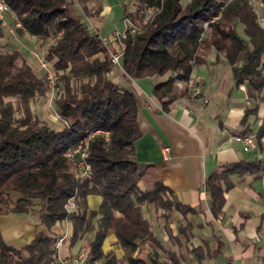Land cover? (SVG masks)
Listing matches in <instances>:
<instances>
[{
  "label": "trees",
  "instance_id": "16d2710c",
  "mask_svg": "<svg viewBox=\"0 0 264 264\" xmlns=\"http://www.w3.org/2000/svg\"><path fill=\"white\" fill-rule=\"evenodd\" d=\"M90 1L5 0L22 23V32L44 47V59L60 87L52 98L60 125L36 117L30 107L37 98H49L45 75H37L25 61L19 63L17 51L0 52V214H37L45 226L22 250L6 246L0 236V264L49 263L56 255L52 227L60 221L71 222L72 242L87 241L83 264H185L184 250L200 261V249L183 247L176 237L164 247L145 217L144 208L151 207L167 227L174 211L184 217L192 209L160 181L147 189L139 186L149 165L135 160L134 143L141 136L138 101L111 79L117 68L86 23L97 15L88 7ZM129 1L135 12L128 15L123 9L121 20L129 17L138 30L127 31L120 41L125 79L167 76L153 86L152 94L168 111L176 100L191 96L186 84L192 72L214 53L229 67L234 87L243 85L256 103L245 109L241 123L256 113L264 91V28L247 1L232 0L222 11L221 0H190L185 6L180 0ZM149 8L153 14L144 20ZM3 36L0 27V39ZM94 131L107 132L108 137L96 134L89 141L86 162L91 174L80 178L64 154ZM262 134L264 126L256 138ZM262 169L264 163L249 160L212 172L204 189L212 199L214 217L231 186L227 177L258 176ZM88 196L101 198L96 211L87 210ZM109 232L123 252L119 261L113 252L103 251ZM178 234L189 242V223L179 224ZM144 245L150 250L141 255Z\"/></svg>",
  "mask_w": 264,
  "mask_h": 264
},
{
  "label": "crops",
  "instance_id": "0c3cea01",
  "mask_svg": "<svg viewBox=\"0 0 264 264\" xmlns=\"http://www.w3.org/2000/svg\"><path fill=\"white\" fill-rule=\"evenodd\" d=\"M112 2L91 0L88 7L98 12L86 23H93L101 36L110 37L109 45L118 51L111 35L122 27L114 18L121 19L123 8L112 6ZM257 16L264 28V2ZM8 24L12 26V19L8 18ZM11 51H17L19 63L25 61L34 71L35 63L38 64L35 55H44L41 41L22 31L10 34L4 29L0 52ZM226 66L211 53L206 63L196 67L190 77L199 81L202 98L181 97L168 111L163 110L152 94L153 86L167 76L128 80L123 77L121 69L114 70L111 76L114 82L131 91L138 101L136 119L141 136L134 143L135 160L149 165L139 183L144 187L140 188H150L154 182L160 181L182 205L192 209L184 217L174 211L173 221L165 227L159 211L144 208L145 217L164 247L170 246L176 237L183 247L200 249V261L184 250L185 264H264V169L258 176L246 173L227 177L231 186L223 194L224 204L217 218L211 212L212 199L204 189L207 177L223 167L249 160L264 163V134L256 138L264 126V91L256 113L247 116L242 124L245 109L254 108L256 103L247 97L245 88L234 87L230 69L227 66L228 74ZM34 102L30 103L33 113ZM48 122L56 123L53 117ZM245 129L255 141V149L247 153L234 140V137L242 136ZM100 202V197L88 196L87 210L96 211ZM187 223L193 238L185 243L184 237L178 234V226ZM43 231L45 226L37 214H0L1 239L15 250L25 248L36 233ZM52 232L57 235V240H62L58 253L61 257L72 258L88 248L85 239L72 242L71 222H56ZM149 250V246L144 245L139 254L145 255ZM217 250L216 256L210 255ZM103 251L113 252L118 261L122 258L123 252L116 245L112 232L104 240ZM22 256L27 257V253L23 251Z\"/></svg>",
  "mask_w": 264,
  "mask_h": 264
},
{
  "label": "built area",
  "instance_id": "2783aa9c",
  "mask_svg": "<svg viewBox=\"0 0 264 264\" xmlns=\"http://www.w3.org/2000/svg\"><path fill=\"white\" fill-rule=\"evenodd\" d=\"M190 0H188L189 2ZM232 0H221L222 4L220 7V11L223 10V8L230 3ZM247 3L252 7L254 12L258 14L259 7L262 5V0H245ZM187 2V3H188ZM123 9L126 11L128 15L134 14L135 12V6L134 3L127 0L125 1L123 5ZM153 14L152 9H147L145 11V18L144 20H148L151 15ZM219 15L212 18L210 22H213L214 20L218 19ZM8 18L12 19V26L8 24ZM124 23V29L123 31H115L111 35V39L115 41L118 45V51L113 50L111 48L110 39L101 36L97 31L93 30L92 27H88L91 31H93L94 35H96L101 43L107 48L108 54H109V60L110 62L117 68L121 69V56L123 52V45L121 44V39L125 37L126 32L134 33L138 29L137 27L132 23L131 19L129 17L123 18ZM0 27L3 29H6L10 34H14L18 30H23L22 23L17 19L14 12L9 8V6L6 4L5 0H0ZM52 42V41H50ZM35 58L38 61L39 68L43 70L45 73V82L48 88L49 92V100H52V98L60 91V87L55 83L53 75L50 70V63L44 59V55L41 57L35 55ZM186 88L188 93L194 97V98H202V88L200 86V83L196 79L190 78L189 81L186 84ZM239 88L241 90H244V86L240 85ZM204 103H207L206 99H203ZM56 120L60 119V116L56 114L55 116ZM96 134H102L105 139L108 137V133L104 131H94L89 133L84 139L80 140L79 143L74 147L66 150L64 156L68 162L71 163L76 169L77 174L80 178H88L91 174L89 165L86 162V158L88 156V148H89V141L93 138ZM234 140L242 145L244 152H251L255 149V141L252 136L250 135H242V136H236L234 137ZM73 205L71 204L69 209H72ZM62 240H57L54 244L55 249V257L47 264H83L84 261L87 258L88 255V248L82 249L78 255L72 258L68 257H61L58 255L59 249L61 247Z\"/></svg>",
  "mask_w": 264,
  "mask_h": 264
},
{
  "label": "rangeland",
  "instance_id": "374dc122",
  "mask_svg": "<svg viewBox=\"0 0 264 264\" xmlns=\"http://www.w3.org/2000/svg\"><path fill=\"white\" fill-rule=\"evenodd\" d=\"M125 1H127V0H113L112 6L117 7V5H118V7L121 9V8H123V5H124ZM180 2H181L182 6H185L187 4V1H184V0H180ZM77 9H78V14L81 15V11L79 10V8H77ZM91 12H93V9L91 10ZM115 19H118L117 23L120 25L119 27L122 26L119 31H123V29H124L123 21L120 19V17L119 18L118 17L114 18V20ZM87 26L88 27H92L93 30L96 31V29L94 28L93 23L92 24L88 23ZM109 38L110 37H108V39ZM39 53H40V51H39ZM34 66L36 68L35 72H36L37 75H45L43 70H41L39 68L37 62L35 63ZM226 68H227V73L229 74V69H228L227 66H226ZM46 98L47 97L37 98V99L34 100L36 102L33 101L34 103L32 104V108H33V111H34V115L36 117L42 119V120L47 121V122L49 121L50 117H53L54 121H56L55 124L59 126L60 125V121H59V119L56 120V118H55L56 113H55V109H54V106H53V102H52V100H47ZM13 103L15 105L16 102H13ZM48 123L51 124L50 122H48ZM51 125H54V124H51ZM140 187L141 188L144 187V184H141Z\"/></svg>",
  "mask_w": 264,
  "mask_h": 264
}]
</instances>
